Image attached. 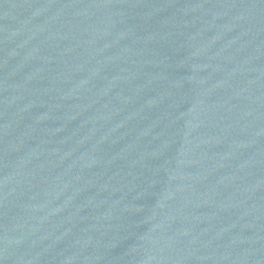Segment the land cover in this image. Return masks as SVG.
I'll return each instance as SVG.
<instances>
[{"label":"water","instance_id":"water-1","mask_svg":"<svg viewBox=\"0 0 264 264\" xmlns=\"http://www.w3.org/2000/svg\"><path fill=\"white\" fill-rule=\"evenodd\" d=\"M0 264H264V0H0Z\"/></svg>","mask_w":264,"mask_h":264}]
</instances>
